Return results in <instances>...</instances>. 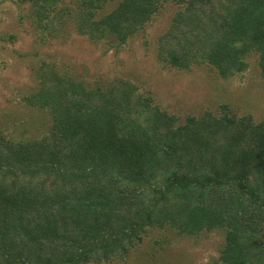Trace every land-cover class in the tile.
Returning <instances> with one entry per match:
<instances>
[{"label": "trees", "instance_id": "1", "mask_svg": "<svg viewBox=\"0 0 264 264\" xmlns=\"http://www.w3.org/2000/svg\"><path fill=\"white\" fill-rule=\"evenodd\" d=\"M21 2L36 42L77 34L115 50L173 3L162 66L228 79L254 54L264 80V0ZM32 77L23 101L47 115L39 134L0 126V264H126L166 250L167 230H217L220 264H264V119L220 103L180 121L130 79L88 81L52 61Z\"/></svg>", "mask_w": 264, "mask_h": 264}, {"label": "rangeland", "instance_id": "2", "mask_svg": "<svg viewBox=\"0 0 264 264\" xmlns=\"http://www.w3.org/2000/svg\"><path fill=\"white\" fill-rule=\"evenodd\" d=\"M174 9L173 3L165 4L143 32L115 50L102 41L91 42L77 34H71L63 44L55 39L36 42L27 16L28 3L0 0L1 128L15 137H34L42 129L47 115L23 101V96L36 86L32 74L41 60L52 61L60 70L88 81L113 75L130 79L180 121L207 108L217 111L220 103L228 104L238 114L249 113L254 120L264 119V80L254 54L248 57L245 70L228 79L221 78L208 64H196L188 70L160 64L157 37L169 24ZM165 233L171 240L166 250L157 245L154 248L162 252L154 257H132L126 264H220L223 236L219 231L180 237L169 230ZM159 235L164 238L161 231L150 234L152 238Z\"/></svg>", "mask_w": 264, "mask_h": 264}]
</instances>
